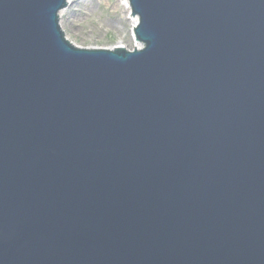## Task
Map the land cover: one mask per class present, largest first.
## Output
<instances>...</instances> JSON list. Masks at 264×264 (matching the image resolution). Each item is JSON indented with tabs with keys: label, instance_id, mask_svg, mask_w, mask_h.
<instances>
[{
	"label": "water",
	"instance_id": "water-1",
	"mask_svg": "<svg viewBox=\"0 0 264 264\" xmlns=\"http://www.w3.org/2000/svg\"><path fill=\"white\" fill-rule=\"evenodd\" d=\"M128 1L0 0V264H264V0Z\"/></svg>",
	"mask_w": 264,
	"mask_h": 264
},
{
	"label": "rangeland",
	"instance_id": "rangeland-1",
	"mask_svg": "<svg viewBox=\"0 0 264 264\" xmlns=\"http://www.w3.org/2000/svg\"><path fill=\"white\" fill-rule=\"evenodd\" d=\"M61 13V28L78 47L112 48L120 43L131 49L135 45L130 14H126L119 0H79Z\"/></svg>",
	"mask_w": 264,
	"mask_h": 264
},
{
	"label": "bare ground",
	"instance_id": "bare-ground-1",
	"mask_svg": "<svg viewBox=\"0 0 264 264\" xmlns=\"http://www.w3.org/2000/svg\"><path fill=\"white\" fill-rule=\"evenodd\" d=\"M79 0H69V3H68V6L71 5V4H76ZM120 1V5L122 6L123 9L126 10V14H128L130 11H129V8H128V2L126 0L124 1ZM72 2V3H71ZM60 16H63L62 13H60ZM128 20L131 22V32L133 31V24H132V19L130 18V16L128 17ZM137 23V21L135 20L134 21V25ZM118 45H121L120 43H118ZM117 46V45H116ZM137 46H139V43L137 44Z\"/></svg>",
	"mask_w": 264,
	"mask_h": 264
}]
</instances>
